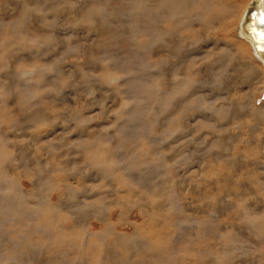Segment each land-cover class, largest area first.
<instances>
[{"label": "rangeland", "instance_id": "374dc122", "mask_svg": "<svg viewBox=\"0 0 264 264\" xmlns=\"http://www.w3.org/2000/svg\"><path fill=\"white\" fill-rule=\"evenodd\" d=\"M157 1L161 0H142L139 5L140 0H110L119 21L111 26L120 28L114 34L117 42L108 43L110 33L104 29L76 32L69 27L81 19L80 0H0V121L13 124L17 105L29 103V93L36 90L28 85L46 76L38 55L32 53L40 48L34 37L79 40L94 54V46L104 44V54L113 64L109 75L134 70L135 79L112 91L106 88L103 99L97 97L106 108L119 107L131 92L143 101L120 116H112L109 109L107 119L95 122V127L117 124L120 129L118 144L109 146L100 137L94 142L93 156L100 162L111 156L108 162L116 169L105 182L108 190L92 197L106 203L83 209L86 219L80 223L63 208L34 205L25 211L36 219L22 216L18 221L23 234H30L36 224L47 226L49 214L63 217V245H75L80 264H224L221 236L228 248L226 234L241 233L240 209L264 202V0ZM168 9H179L184 17ZM228 20L233 24L226 25ZM21 38L25 45L20 49L14 44ZM117 51L127 54L114 61L110 55ZM241 59L253 68L251 75L239 66ZM24 72L33 74L31 83ZM75 96L67 93L66 102L74 103ZM21 138L14 132L7 137ZM160 152L167 154L168 163L180 156L186 159L169 174L156 159ZM15 175L22 188H31L22 172ZM94 179L86 183L95 186L99 181ZM256 216H264V211ZM259 240H264L260 233L244 232L231 241L239 247L230 264H264V252L241 255L261 247ZM58 250L45 246L37 253L43 264H53L50 257Z\"/></svg>", "mask_w": 264, "mask_h": 264}, {"label": "clouds", "instance_id": "9594fccd", "mask_svg": "<svg viewBox=\"0 0 264 264\" xmlns=\"http://www.w3.org/2000/svg\"><path fill=\"white\" fill-rule=\"evenodd\" d=\"M101 6L103 11L99 12ZM78 11L81 19L69 25L73 31L84 28L98 32L104 29L110 33L108 43L117 42L114 34L119 30L111 25L119 21L113 16L110 0H80ZM34 39L40 48L34 47L32 53L38 55L46 76L39 84L28 85L36 90L29 93V103L17 105L13 124L0 121V264H43L37 249L45 246L59 249L50 257L53 264H80L81 254L76 252L75 245L68 248L63 245V217L49 214L47 226L36 224L30 234H23L18 221L22 216L35 220V216L25 211L29 205H34L40 209L63 208L70 219L80 223L86 219L81 214L83 209L92 208L96 202L106 203L105 200L93 201L92 197L108 190L105 182L110 172L116 169L108 162L111 156H106L103 162L93 156L94 142L100 137L109 146L118 144L120 129L117 124L110 128L95 127V122L107 119L109 109L112 116H120L125 109L130 111L143 101L129 93V97L123 98L116 108L111 105L106 108L105 102H97V97L103 99L106 88L112 91L113 86L128 84L136 78L133 69L109 75L113 64L104 54V44L94 46L98 53L94 54L89 45L79 40L66 42L62 38L42 36ZM69 92L76 93L74 103L66 102ZM96 107L100 111H95ZM58 128L62 131L50 139L44 138L45 134L55 133ZM13 132L23 138L8 140V134ZM117 155L122 157L123 153L118 151ZM166 155L160 152L156 159L169 174L186 159L180 156L168 163ZM17 170L31 182L29 190L21 187L20 178L15 175ZM106 170H109L108 174ZM92 178L99 183L95 186L86 183ZM260 211H264V202L240 209L241 233L226 234L229 237L228 248L223 247L225 237L221 236L222 250L226 253L224 264H230L231 259L237 256L234 249L239 246L231 244V241L238 240L244 232L249 236L257 233L264 236V216H256ZM259 243L261 247L253 246V251L241 255L264 252V240H259Z\"/></svg>", "mask_w": 264, "mask_h": 264}, {"label": "bare ground", "instance_id": "6f19581e", "mask_svg": "<svg viewBox=\"0 0 264 264\" xmlns=\"http://www.w3.org/2000/svg\"><path fill=\"white\" fill-rule=\"evenodd\" d=\"M131 1V0H130ZM156 1V0H155ZM234 1V0H233ZM32 2V1H31ZM142 2V0H140V2H138L137 4H139L140 5V3ZM159 4L162 2V0L159 2V1H157ZM147 3V2H146ZM145 3V4H146ZM156 3V2H155ZM157 3V4H158ZM165 3V2H164ZM168 3L169 4H172V2L171 1H168ZM1 4V3H0ZM158 4V5H159ZM237 4V3H236ZM241 4H243V3H241ZM143 7H145V5L142 3L141 4ZM148 5V4H147ZM165 5V4H164ZM239 5V4H238ZM2 6H4V5H2ZM157 6V5H156ZM165 6H167V4L165 5ZM170 6V5H169ZM168 6V7H169ZM242 6V5H241ZM32 7V6H31ZM159 7V6H158ZM171 7V6H170ZM169 7V8H170ZM161 8V7H160ZM159 8V9H160ZM167 8V7H166ZM102 9V8H101ZM134 9V8H133ZM138 9H139V7H138ZM150 9H151V7H150ZM162 9H163V7H162ZM162 9H160V11L162 10ZM172 9V8H171ZM171 9H168V10H170L169 12H170V14L172 13V14H174L175 13V15H176V13L177 12H174V11H179V13H178V15H180L181 13H182V11L181 10H179V9H175V10H171ZM135 10V9H134ZM137 10V9H136ZM240 10V9H239ZM115 11V10H114ZM139 11V10H138ZM163 11V10H162ZM161 11V12H162ZM113 12V11H112ZM135 12V11H134ZM235 12H236V10H235ZM47 13V12H46ZM115 13V12H114ZM113 13V14H114ZM242 13V12H241ZM244 13V12H243ZM147 14H150V11H147V13H146V15ZM117 15H119L118 13H117ZM236 15V14H235ZM182 16H183V13H182ZM232 16V15H231ZM3 17V16H2ZM46 17V16H45ZM176 17V16H175ZM179 17V16H178ZM184 17V16H183ZM182 17V18H183ZM230 17V16H229ZM229 17H227L228 19H229ZM236 17V16H235ZM181 18V17H180ZM231 18V17H230ZM109 19V18H108ZM175 20V19H174ZM231 20V19H230ZM109 21H111V19H109ZM174 22V21H173ZM175 22H177V21H175ZM110 23V22H109ZM134 23V22H133ZM224 23V22H223ZM233 24V22L232 21H229L228 20V22L226 23V25H232ZM119 25H122V24H119ZM179 26V25H178ZM181 26V25H180ZM183 26V25H182ZM117 27V26H116ZM184 27V26H183ZM120 28V27H119ZM118 28V29H119ZM122 29V28H121ZM175 29L177 30V27H175ZM179 29V28H178ZM183 29V28H182ZM200 29H202V28H200ZM134 30H135V28H134ZM173 30V29H172ZM203 30V29H202ZM164 32V31H163ZM172 32V31H171ZM197 32V31H196ZM165 33V32H164ZM180 33V32H179ZM174 34V33H173ZM176 34V33H175ZM167 36H168V33L166 34ZM169 35H171V34H169ZM180 35H182V34H180ZM220 35V34H219ZM16 35L14 34V36H12V38L13 37H15ZM122 36V34L120 35V37ZM172 36V35H171ZM194 36H195V33H194ZM207 36V35H206ZM123 37V36H122ZM207 37H209V36H207ZM166 38V37H165ZM201 38V37H200ZM199 39V38H198ZM236 39V38H235ZM134 39H132L131 41H133ZM203 40V39H202ZM212 40V39H211ZM236 40H238V39H236ZM19 42L18 43H15L14 45L16 46V47H20V45H22L23 47H24V40L21 38V39H19L18 40ZM164 41H166V40H164ZM178 41V40H177ZM207 41V40H206ZM235 41V40H234ZM129 42V41H128ZM240 42V41H239ZM166 43H167V41H166ZM194 43H195V41H194ZM199 43V42H198ZM237 43V42H236ZM245 44V43H244ZM130 45V44H129ZM196 45V44H195ZM194 45V46H195ZM163 47H164V45H162ZM166 46V45H165ZM168 46V45H167ZM166 46V47H167ZM193 46V45H192ZM193 46V47H194ZM232 46V45H231ZM234 46H235V44H234ZM110 47V46H109ZM165 47V48H166ZM164 48V49H165ZM20 49H21V47H20ZM129 50H130V47L128 48ZM163 49V48H162ZM216 49V48H215ZM159 50V49H158ZM166 50V49H165ZM237 50V49H236ZM110 51V50H109ZM116 51V50H115ZM131 51V50H130ZM144 51V50H143ZM171 51V50H170ZM215 51H217V50H215ZM128 53H130V52H128ZM189 53V52H188ZM224 53V52H223ZM244 53V52H243ZM257 53H258V51H257ZM4 54H6L5 52H4ZM97 54V53H96ZM127 53L126 52H119V55H117V52H115V53H113L112 55H110V58L111 59H113L114 61L116 60V61H120L121 60V58H122V56L123 55H126ZM141 54V53H140ZM221 54V53H220ZM229 54V53H228ZM234 54V53H233ZM237 54V53H236ZM3 55V54H2ZM131 55H133V54H131ZM187 55V54H186ZM225 55V54H224ZM239 55V54H238ZM188 57V56H187ZM239 57V56H238ZM237 57V58H238ZM224 58H226V57H224ZM130 59V58H129ZM146 59H148V58H146ZM160 59V58H159ZM239 60V59H238ZM263 61H264V59H262ZM111 61V60H110ZM109 61V62H110ZM141 61H142V59H141ZM166 61V60H165ZM227 61V60H226ZM114 63V62H113ZM129 63V62H128ZM222 63H224V62H221V64ZM237 63V62H236ZM235 63V64H236ZM135 64V63H134ZM145 64V63H144ZM150 64V63H149ZM155 65V64H154ZM133 66V65H132ZM148 66V65H147ZM239 66L240 67H242V69L243 68H245L246 69V71H247V73L249 74V75H251L253 72H254V70H253V68L251 67V66H249L247 63H246V59H241L240 61H239ZM252 66H254V65H252ZM226 67V66H225ZM237 67V66H236ZM255 67V66H254ZM138 68V67H137ZM140 68V67H139ZM217 68V67H216ZM237 68H239V67H237ZM43 69V68H42ZM145 69V68H144ZM164 69V68H163ZM162 69V70H163ZM236 69V68H235ZM138 70V69H137ZM140 70V69H139ZM232 70V69H231ZM21 71V70H20ZM43 71V70H42ZM144 71V70H143ZM212 71H214V70H212ZM230 71V70H229ZM240 71V70H239ZM36 72V71H35ZM23 73V72H22ZM30 73V72H29ZM24 74H25V77H26V81L27 82H29V77H30V83H31V78H32V75H30V74H28V72H24ZM211 74H213V73H211ZM22 75V74H21ZM20 75V76H21ZM141 75V74H140ZM23 76V75H22ZM213 77V76H212ZM226 77V76H225ZM14 78V77H13ZM222 78V77H221ZM224 78V77H223ZM249 78V77H248ZM11 79V78H10ZM141 79V78H140ZM239 80V79H238ZM241 80V79H240ZM250 80V79H249ZM172 81V80H171ZM221 81V80H220ZM242 81V80H241ZM245 81V80H244ZM147 82V81H146ZM198 82H199V80H198ZM227 83H229V82H227ZM226 83V84H227ZM247 83V82H246ZM2 83H0V85H1ZM160 84V83H159ZM228 85V84H227ZM232 85V84H231ZM238 85V84H237ZM2 86V85H1ZM158 86V85H157ZM165 86V85H164ZM206 86V85H205ZM208 86V85H207ZM209 87V86H208ZM218 87H220V86H218ZM2 88H3V86H2ZM165 88V87H164ZM204 88V87H203ZM205 88H207V87H205ZM148 89V88H147ZM224 89V88H223ZM227 89V88H226ZM1 90H3V89H1ZM217 90H218V88H217ZM129 91V90H128ZM6 92V91H5ZM127 93H129V92H127ZM217 93H218V91H217ZM254 93H256V92H254ZM7 94H9V93H7ZM2 95V94H1ZM131 95H132V92H131ZM9 96V95H8ZM139 96V95H138ZM13 97V96H12ZM9 98H10V96H9ZM8 97H7V100L9 99ZM2 100V99H1ZM5 101V100H4ZM9 101V100H8ZM11 101V100H10ZM9 101V102H10ZM0 103H2V102H0ZM7 104V103H6ZM141 103H139V105H140ZM216 104V103H215ZM214 109H216V108H214ZM239 109V108H238ZM212 113V112H211ZM135 117V116H134ZM125 123V122H124ZM128 130V129H127ZM128 134V133H127ZM139 134V133H138ZM95 153V152H94ZM102 154H105V153H102ZM101 154V155H102ZM110 162V161H109ZM111 163H112V161H111ZM116 164V163H115ZM118 166V165H117ZM127 172V171H126ZM131 174V173H130ZM95 180V179H94ZM121 182H122V180H120ZM130 186V185H129ZM93 210H94V207H93ZM94 213V212H93ZM89 214V213H88ZM122 215V214H121ZM94 216V215H93ZM87 225V224H86ZM88 228V227H87ZM116 228V227H115ZM106 231V230H105ZM115 231V230H114ZM102 233H103V231H101ZM104 234V233H103ZM119 234V233H118ZM99 235V234H98ZM119 236V235H118ZM129 238V237H128ZM128 238H127V240H128ZM129 239H132V238H129ZM117 241H120V240H117ZM129 242V241H128ZM120 243H122V242H120ZM119 243V244H120ZM130 243V242H129ZM115 244V243H114Z\"/></svg>", "mask_w": 264, "mask_h": 264}]
</instances>
